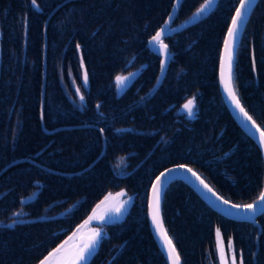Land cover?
Masks as SVG:
<instances>
[{
  "label": "trees",
  "instance_id": "trees-1",
  "mask_svg": "<svg viewBox=\"0 0 264 264\" xmlns=\"http://www.w3.org/2000/svg\"><path fill=\"white\" fill-rule=\"evenodd\" d=\"M173 2L0 0V264H38L120 190L132 203L123 219L101 225L105 235L87 264H167L148 226L147 196L172 165L191 167L236 204L260 194L261 153L218 87L221 46L239 0H216L199 17L204 0H181L171 27L182 26L163 38L171 57L161 74L147 42ZM129 72L136 75L118 92L115 77ZM234 73L240 102L264 130V0L241 35ZM193 96L189 118L179 108ZM161 212L182 264H218L216 228L244 264H264V213L260 229L227 219L177 180L166 187ZM14 220L24 222L8 227Z\"/></svg>",
  "mask_w": 264,
  "mask_h": 264
},
{
  "label": "snow or ice",
  "instance_id": "snow-or-ice-1",
  "mask_svg": "<svg viewBox=\"0 0 264 264\" xmlns=\"http://www.w3.org/2000/svg\"><path fill=\"white\" fill-rule=\"evenodd\" d=\"M214 0H204V3L200 5V7L193 14V17H199L209 6L213 4ZM253 0H239V6L235 8V14L231 17V25L228 28L227 36L224 39V50L220 54V83L223 86V91L227 95V98L231 101L232 105L238 113L242 114L243 118L246 121H251L253 127H255V121L252 120V117L248 115V112L245 111L244 107L240 103V98L237 96L236 91L233 87L234 80V48L237 37L239 35L240 29L243 26L245 21V17L248 15L249 9L252 6ZM33 6H37V0H31ZM169 19H171V13L169 14ZM168 24V20L164 22V25L155 32V34L151 37L149 43L158 45L159 52L164 57L160 60V71L161 74L165 71L166 60L168 55V45L164 43L163 37L165 33V26ZM80 49V45H77V50ZM253 66H255V62H253ZM81 68H84L83 59H81ZM136 73L129 72L127 75H117L115 77L116 85L118 88L124 87L134 76ZM84 86L87 87L88 84V74L85 71L82 76ZM160 76L157 77V82H159ZM76 94L79 96V99L83 101L85 98L80 94V88L77 87ZM143 99V98H141ZM99 107V105H97ZM183 110L187 113L188 117L191 118L194 115V111L196 108L195 97L189 98L183 105ZM247 126V125H246ZM119 131V130H118ZM256 131L259 132V143L261 146H264V130L260 128H256ZM101 133H103V129H101ZM179 168H185V165H179ZM174 169H165L164 172H161L159 176L156 177L155 182L152 184V196L149 200V209L150 215L152 219V224L157 232V234L164 241V248L167 250V258L170 264H181L180 256L176 252V248L173 245L172 239L168 237L165 232L163 225L160 220V202H161V194H162V186L165 183V178L167 174L172 173ZM187 172L191 173L193 176H196V173L193 172L191 168H187ZM164 178V179H162ZM196 179L199 180L200 184L203 185L205 189L209 192H212V189L204 183L198 176ZM38 183V182H37ZM118 195H123L120 193ZM215 195V193H213ZM106 200L108 197L105 198ZM217 200H220V197H216ZM264 208V192L260 193L258 197V201L254 200L249 204H229L228 200H223L222 204L227 205V208L223 210L229 212L231 214L232 209L243 210L245 213H253L256 210L257 203ZM103 203V202H102ZM127 201L121 200L118 204L113 207L106 208L104 211L99 214L95 213L88 217L84 223L88 224L92 220L103 222L106 219V215L111 213H115L119 215L124 208ZM99 207V205L97 206ZM13 215H18L17 213H13ZM24 221L14 220L12 224L8 225V227H14L17 223H23ZM75 235V233L73 234ZM105 234L101 231L100 228H92L89 230V233L86 237H82L81 240L72 246L71 249L65 248V245H60L53 251L49 252L47 256H45L42 260L39 261V264H84L87 261L88 257L92 255L97 249L101 239ZM217 236V248L220 254L221 264H227L224 256V244L221 239V232L219 229L216 231ZM69 239H72L71 237ZM67 242H65L66 244ZM228 250L232 253L231 264H237V259L233 250V241L229 239L228 241ZM239 264H244L243 257L239 261Z\"/></svg>",
  "mask_w": 264,
  "mask_h": 264
},
{
  "label": "water",
  "instance_id": "water-1",
  "mask_svg": "<svg viewBox=\"0 0 264 264\" xmlns=\"http://www.w3.org/2000/svg\"><path fill=\"white\" fill-rule=\"evenodd\" d=\"M216 0H214L213 4L211 6H209V8H207L205 10V12L209 11L214 3H215ZM258 0H253L252 2V6L250 7L249 9V12H248V15L245 17V21L243 23V26L241 27L240 29V32H239V35L237 37V40H236V43H235V48H234V59H235V54H236V50H237V47H238V44H239V40L241 38V35L244 31V28L246 26V23L249 19V16L254 8V6L256 5ZM181 0H174L173 2V5L170 9V12L169 14L171 13V19H169V14L166 18V20H168V24L165 26V33H164V37L169 34V33H172L173 31L179 29L181 26H177V27H171L172 25V21L174 19V16L177 12V9L179 7V4H180ZM239 6V2L237 4L236 7ZM235 14V10L232 14V16ZM165 20V21H166ZM164 21V22H165ZM164 25V23L162 24ZM161 25V26H162ZM231 25V19H230V22L228 24V27H227V30L225 32V35H224V39L225 37L227 36V31H228V28L230 27ZM161 28V27H160ZM159 28V29H160ZM158 29V30H159ZM163 37V38H164ZM151 39V38H150ZM150 39L148 40L147 42V45H148V48L150 49V51L159 56L160 59H163L164 57L161 55V53L159 52V49H158V45H155V44H151L149 43ZM224 39H223V42H222V46H221V51H220V54L223 52L224 50ZM165 43V42H164ZM170 53H169V50H168V55H167V60H166V66H165V70L167 68V66L169 65V61H170ZM165 72V71H164ZM163 72V73H164ZM218 87H219V92H220V95H221V98L223 100V103L225 105V107L227 108L229 114L231 115L232 119L234 120V122L236 123V125L243 131L244 134L247 135V137L256 145V147L258 148V150L260 151L261 153V156H262V159H263V163H264V146H261V144L259 143V132L256 131V128H260L261 127L255 122V127L252 126L251 124V121H246L242 114L238 113V110H236L234 108V106L232 105L231 101L227 98V95L224 93L223 91V86L221 85L220 83V57H219V62H218ZM233 87H234V83H233ZM235 90V88H234ZM241 103V102H240ZM242 105V103H241ZM243 106V105H242ZM245 109V108H244ZM246 111V110H245ZM247 112V111H246ZM249 115V114H248ZM250 116V115H249ZM253 120V119H252ZM247 125V126H246ZM262 130V129H261ZM101 156V154H100ZM99 156V157H100ZM98 157V158H99ZM97 158V159H98ZM96 159V160H97ZM95 160V161H96ZM94 162H92L90 164V166L93 164ZM179 165H183V164H177V165H172V166H169V167H166L164 168L163 170H161L155 177L154 179L152 180L151 182V185L149 187V191H148V196H147V221H148V226H149V229H150V232H151V235L154 239V242L157 246V248L159 249V251L162 253L165 261L167 264H170L168 258H167V250L164 248V241L161 239V237L157 234L153 224H152V219H151V215H150V209H149V200L152 196V184L155 182L156 180V177L160 175L161 172H164L165 169H174V171L172 173H169L167 174V177L168 178H165V183L163 184L162 186V194H161V202H160V220H161V223L163 225V228L165 230V232L167 233V230L164 226V223H163V218H162V212H161V203H162V197H163V193L166 189V187L168 186V184H170L172 181L174 180H177V181H181L183 182L184 184H186V186H188L211 210H213L214 212L218 213L219 215L227 218V219H230V220H234V221H239V222H250V223H253L255 225L258 226V229H260L256 219L258 216H260L261 214L264 213V208H262V206L259 204V202L257 203V207H256V210L255 212L253 213H245L243 210H238V209H232L231 210V214L229 212H226L224 211L223 209L224 208H227L228 206L227 205H223L222 204V201L223 200H227L225 199L223 196H221L206 180H204L195 170H193L191 167L185 165L186 167L185 168H179L178 166ZM88 166V167H90ZM87 167V168H88ZM86 168V169H87ZM187 168H191L193 170V172L196 173V176H198L201 180L204 181V183H206L209 188L212 189V192H209L207 189H205L203 187V185L200 184L199 180L196 179V176H193L191 173L187 172ZM85 170V169H84ZM164 179V178H162ZM261 192H264V183H263V187H262V190ZM260 192V193H261ZM213 193H215V195H213ZM260 196V194L258 195V197ZM34 195L31 197L33 198ZM216 197H220L221 199L220 200H217ZM258 197L255 199L258 201ZM31 198H28V199H31ZM27 199H25L24 201H26ZM229 201V200H228ZM253 202V201H252ZM250 202V203H252ZM229 204H236V203H233L231 201H229ZM249 204V203H248ZM168 235V233H167ZM169 237V235H168ZM170 238V237H169ZM174 245V244H173ZM177 252V250H176ZM178 254V252H177ZM179 255V254H178ZM181 260V259H180ZM39 264V263H38ZM182 264V262H181Z\"/></svg>",
  "mask_w": 264,
  "mask_h": 264
},
{
  "label": "rangeland",
  "instance_id": "rangeland-1",
  "mask_svg": "<svg viewBox=\"0 0 264 264\" xmlns=\"http://www.w3.org/2000/svg\"><path fill=\"white\" fill-rule=\"evenodd\" d=\"M203 13H205V11H204ZM124 87H125V86H124ZM124 87H121V88H118V87H117V91H118V92L122 91ZM184 103H185V102H184ZM184 103H183V104H184ZM183 104H182V105H183ZM182 105H181L180 108H179V112H183V113H185V114L187 115V113L183 110ZM195 113H196V108H195V111H194V115H195ZM194 115H193V116H194ZM187 116H188V115H187ZM193 116H192V117H193ZM120 193H123V195H118V194H120ZM106 197H108V199L111 200V201L114 203V205H112V207L115 206L116 204H118L119 201H121V200L127 201V203L125 204L124 208L122 209V211H121V213H120L119 215H117V214H115V213H111V214H109V215H106V219H105L103 222L96 221V220H92V221H90L88 224L83 223V225H82L80 228H78L77 231L74 232L75 235H73L74 233L72 234V236H71L72 239H68V240L66 241L67 243H66V244H65V243L63 244V245H65V248H67V249H71L72 246L75 245V244H77V243L81 240L82 237H86V236L88 235L90 229H92V228H100L101 231H102L103 233H105L104 230H103V227L101 226L103 223L114 222V221H120L121 219H123V217L125 216L126 212L128 211V209H129V207H130V205H131V203H132V196L127 195L125 191L120 190V191H118V192H116V193L107 194ZM110 198H112V199H110ZM108 199H107V200H108ZM109 200H108V201H109ZM104 202H105V201H104ZM98 205H99V207L96 209V207H97ZM100 205H101V204L98 203V204H96V205L94 206V208H93L92 211L89 213V215L87 216V218L85 219V221L88 220V217H89V216H91V215L94 214V211H93V210H95V213H96V214H99L100 212H102V211H104L106 208H108V206L105 207V205H103V204H102L103 206H100ZM85 221H84V222H85ZM217 229H219V228H216V229H215L216 253H217V258H218V264H221L220 254H219V251H218V248H217V236H216V231H217ZM220 232H221V231H220ZM221 239H222L223 244H224V256H225V260L227 261V264H231L232 253L229 252L228 247H227L228 243H227V244L225 243V241H224V239H223V237H222V234H221ZM231 240H232V239H231ZM97 248H98V247H97ZM96 250H97V249H96ZM96 250H95V251H96ZM232 251L235 253V251H234V247H233V250H232ZM94 253H95V252H94ZM94 253H93V254H94ZM93 254H92V255H93ZM92 255H90V256L88 257L87 261L84 262V264H87V262L89 261V259L91 258ZM235 255H236V254H235ZM236 259H237V264H239V261H240V260L237 258V256H236Z\"/></svg>",
  "mask_w": 264,
  "mask_h": 264
},
{
  "label": "bare ground",
  "instance_id": "bare-ground-1",
  "mask_svg": "<svg viewBox=\"0 0 264 264\" xmlns=\"http://www.w3.org/2000/svg\"><path fill=\"white\" fill-rule=\"evenodd\" d=\"M100 156V155H99ZM98 156V157H99ZM106 196L107 195H105L102 199H101V201L99 202L101 205L100 206H103V205H105V207H107L108 206V208L109 207H112V205H114V203L111 201V200H106L105 198H106ZM110 199H112V198H110ZM105 201V202H104ZM103 202V203H102ZM103 204V205H102ZM98 207H96V209H97ZM77 231V230H76Z\"/></svg>",
  "mask_w": 264,
  "mask_h": 264
}]
</instances>
